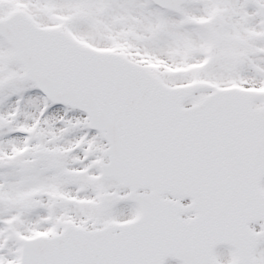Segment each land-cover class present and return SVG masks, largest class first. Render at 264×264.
Returning a JSON list of instances; mask_svg holds the SVG:
<instances>
[{"label": "snow or ice", "instance_id": "obj_1", "mask_svg": "<svg viewBox=\"0 0 264 264\" xmlns=\"http://www.w3.org/2000/svg\"><path fill=\"white\" fill-rule=\"evenodd\" d=\"M264 264V0H0V264Z\"/></svg>", "mask_w": 264, "mask_h": 264}, {"label": "flooded vegetation", "instance_id": "obj_2", "mask_svg": "<svg viewBox=\"0 0 264 264\" xmlns=\"http://www.w3.org/2000/svg\"><path fill=\"white\" fill-rule=\"evenodd\" d=\"M168 264H176V262L173 261V260H169V261H168Z\"/></svg>", "mask_w": 264, "mask_h": 264}]
</instances>
